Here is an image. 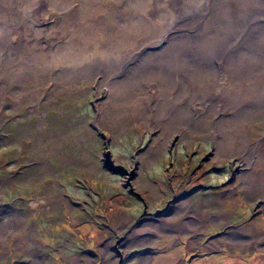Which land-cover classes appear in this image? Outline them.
<instances>
[{"label":"rangeland","instance_id":"374dc122","mask_svg":"<svg viewBox=\"0 0 264 264\" xmlns=\"http://www.w3.org/2000/svg\"><path fill=\"white\" fill-rule=\"evenodd\" d=\"M35 1L0 0V19L37 16L22 27L18 44L26 40L28 61L39 62L29 51L35 44L46 58L36 76L21 72L25 79L18 80L11 77L18 67L9 60L5 68L0 52V264H264V103L247 91L236 101L195 96L185 116L159 120L154 110L148 127L130 99L115 97L113 79L87 70L84 59L100 47L71 55L81 52L84 36H101L94 27L106 24L105 13L95 16L89 0ZM137 1L139 24L149 26L143 15L153 0ZM123 2L128 9L134 0ZM26 6L33 9L25 17ZM157 7L168 8L164 0ZM263 9L250 13L262 23L247 40L233 35L226 45L237 53L238 77L220 71L218 84L264 90ZM117 11L109 9L113 22L123 15L131 24L132 13ZM140 28L125 27L123 39L106 27L116 36L109 47L150 44L140 55L156 66L166 40L155 44L160 32ZM16 42L8 52L13 63L25 51ZM241 64L251 72H240ZM203 77L192 75L191 85L203 88ZM231 126L245 142L227 149L221 143Z\"/></svg>","mask_w":264,"mask_h":264},{"label":"bare ground","instance_id":"6f19581e","mask_svg":"<svg viewBox=\"0 0 264 264\" xmlns=\"http://www.w3.org/2000/svg\"><path fill=\"white\" fill-rule=\"evenodd\" d=\"M36 1L33 4L36 5ZM161 1L162 0H153L152 4L154 7L146 11L145 15H143L150 22L149 26H147L146 24H139L142 18L139 16L140 2L137 0H134L132 4L130 3L128 9L124 7L123 0H104V2L100 4H98V0H89L92 6L91 11L92 13L94 12L95 16L105 13L106 24H100L99 30L97 26L94 27L97 29V34L100 30L102 31L101 36H97L93 40V36L91 38L89 36H84L85 41L83 42V46H81V52H73L71 55L77 58V55L82 54L85 50L88 51L90 49L89 51H91L93 47H100V50L96 48L95 53L93 50L89 57L84 59V62L88 63L86 66L87 70H90L91 73H103L113 79L111 81L113 84L112 88L114 87L116 89L113 91V93L115 92V97L121 94L126 99H130L135 117L143 119L148 127H152L155 122L153 118L151 121L149 120L154 110H160L161 117L159 120L168 117V121L171 118L170 116H176V118L181 117V115L182 117L185 116V110L191 109L193 102L196 100H192V98H195V96H199V98H204L206 100L217 96L218 100L236 101L235 99L241 98L242 94L247 91L249 96L251 93L253 94V98L258 101L257 104L264 103L263 95L262 97L260 96L264 90L256 86L257 83L253 85L250 83H247L248 85L238 84L237 89L234 91V89L228 87V84L225 86H223L224 84L222 85V82L218 84L217 76L218 72L225 71V76H227L229 80L238 77V73L232 68V62H234L233 60L236 58L237 53H233L236 51H227L226 45L232 39L233 35L237 36L236 38L240 42L247 40L249 30L251 31L253 26H261L262 22L258 17L250 13L256 10L258 6L263 7V0H255L258 1V5L255 8H252L249 4L251 0H244V2L241 0L242 4L240 0H164L168 8L157 7ZM238 3H240L239 6H237ZM243 7L244 10H242ZM110 8L117 9L119 16L122 15V12L132 13V18L130 19L131 24L128 20L123 19V15L116 23L113 22L111 16H109ZM2 9L3 6L0 5V12ZM32 9L31 6L25 7V17ZM16 11H20V8L16 7ZM28 16L31 17V19H0V52L4 54L6 52L5 55L1 54L2 58H4L1 64H4L3 66L6 68L10 64L7 65L5 63H8L10 60L13 67L17 66L18 71L14 72L11 77L15 76L18 80L25 79V76L21 72L27 75H31V72H34L36 76L38 73L36 67L40 63L43 67L44 61L46 60L41 50L36 51L34 49L36 47L35 44L34 46L32 45L33 48H30L29 51L37 55L39 62L37 64L36 59L28 61V46L26 40L22 46L18 44L21 40L20 34L22 33V27L25 26L29 28L34 20L37 19V16L31 13H29ZM129 26L133 28L134 32H136L139 27H141L140 32L142 33L155 34L156 32H160V34H158L159 39L155 44L161 43L163 38L166 41L168 40L167 42L165 41V43H167L166 48L162 50V52L166 51V55L162 53L163 57H161V60L159 59L160 61L158 60L159 62L154 60L156 66H153L149 60L145 61L143 56L140 55L141 51L145 50L150 44L141 45V50L131 48L124 52H122L121 49L115 48L111 50L109 45L111 42L115 43L114 40L116 36L114 33H106V27H109L115 32L118 31V36L124 39L125 27L129 28ZM179 32H184V38L171 40L172 36ZM15 40L17 41L16 45L25 51H19V59L16 63H13L12 60L15 59H13L14 57L10 58L8 52L13 48L10 43ZM171 41H173V44L171 43L170 45ZM238 45L239 44H231L229 48L235 50L238 48ZM7 49L8 51H6ZM22 53H25L27 58L23 59ZM147 54L148 53H146V55ZM68 57L69 56L64 57L63 60H66ZM128 59V63L125 64ZM138 59L139 61L144 60L145 62L140 64V62L137 61ZM145 59H148V56L145 57ZM247 62L248 59L244 56L242 58V63ZM118 66H120V71L123 72H119V69L115 72ZM42 70L44 71L46 68H42ZM199 71H202L204 76V81L202 83L203 88L201 89L200 87L191 85V76H196ZM240 72H247L249 74L251 72L250 66L241 64ZM80 73H84V71ZM144 75H147V78H144L146 77ZM195 80L196 78L194 81ZM251 86L254 87L252 91ZM210 89H215V92L210 93ZM223 95L227 99L222 98ZM150 102H152L151 106L149 105ZM218 126L219 122L217 120V123L213 125L214 131L217 132ZM238 126L243 128L245 124L241 123ZM237 127L233 128V126H231L227 129V133L230 135L228 138L229 141H223L221 143L226 146L225 148L230 149V145L237 142L235 141L236 139L240 141L241 144L245 142L244 139L240 137V132L234 131ZM258 153L260 152L258 151Z\"/></svg>","mask_w":264,"mask_h":264}]
</instances>
